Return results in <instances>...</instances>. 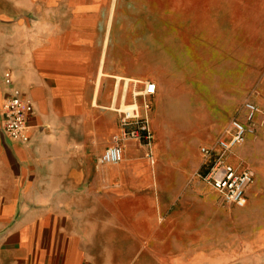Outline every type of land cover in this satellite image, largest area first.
I'll list each match as a JSON object with an SVG mask.
<instances>
[{"label":"crops","instance_id":"obj_1","mask_svg":"<svg viewBox=\"0 0 264 264\" xmlns=\"http://www.w3.org/2000/svg\"><path fill=\"white\" fill-rule=\"evenodd\" d=\"M158 4L0 0V264H200L201 150L246 102L230 32H169ZM14 91L34 108L25 145L2 127ZM134 103L153 144L100 165Z\"/></svg>","mask_w":264,"mask_h":264},{"label":"rangeland","instance_id":"obj_2","mask_svg":"<svg viewBox=\"0 0 264 264\" xmlns=\"http://www.w3.org/2000/svg\"><path fill=\"white\" fill-rule=\"evenodd\" d=\"M152 1H159L161 20L172 27L169 32L231 34L233 98L239 96L243 103L259 109L248 126L245 142L236 150L235 160L237 166L250 168L255 178L243 209L225 203L199 178L200 264H264V0ZM184 232L187 234L189 229Z\"/></svg>","mask_w":264,"mask_h":264},{"label":"built area","instance_id":"obj_3","mask_svg":"<svg viewBox=\"0 0 264 264\" xmlns=\"http://www.w3.org/2000/svg\"><path fill=\"white\" fill-rule=\"evenodd\" d=\"M7 85L12 84V74H5ZM156 86L147 84L143 98L155 94ZM148 109V107H146ZM245 123L235 119L225 130L223 136L212 148L201 150L204 156V166H208V173L202 180L212 190L216 191L222 200L239 209L248 204V190L254 183V173L248 167H238L231 164L230 157L235 149L242 146L250 126L259 114V109L250 103L244 105ZM34 113L33 105L14 91L1 105L2 127L6 136L19 144L29 142V120ZM122 121L121 135L114 139V145L99 159L100 165H116L123 159L122 142L126 140L139 141L151 146L153 135L149 127L147 115H143L138 104L134 103L119 110Z\"/></svg>","mask_w":264,"mask_h":264},{"label":"trees","instance_id":"obj_4","mask_svg":"<svg viewBox=\"0 0 264 264\" xmlns=\"http://www.w3.org/2000/svg\"><path fill=\"white\" fill-rule=\"evenodd\" d=\"M209 168H210V167H208V166H203V167H202V170H201V172H200V177H201V178H203V177L208 173Z\"/></svg>","mask_w":264,"mask_h":264}]
</instances>
